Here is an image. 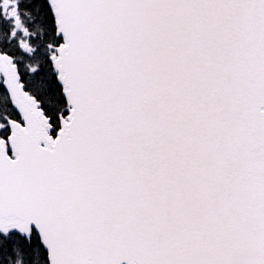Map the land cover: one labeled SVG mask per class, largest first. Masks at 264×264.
<instances>
[{
    "label": "snow or ice",
    "instance_id": "obj_1",
    "mask_svg": "<svg viewBox=\"0 0 264 264\" xmlns=\"http://www.w3.org/2000/svg\"><path fill=\"white\" fill-rule=\"evenodd\" d=\"M0 264H264V0H0Z\"/></svg>",
    "mask_w": 264,
    "mask_h": 264
}]
</instances>
